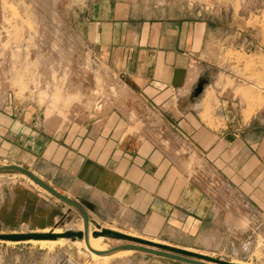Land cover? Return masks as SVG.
<instances>
[{
  "label": "rangeland",
  "instance_id": "rangeland-1",
  "mask_svg": "<svg viewBox=\"0 0 264 264\" xmlns=\"http://www.w3.org/2000/svg\"><path fill=\"white\" fill-rule=\"evenodd\" d=\"M171 1L174 12L207 22L197 53L202 70L191 85V106L211 126H218L221 116L247 122L256 115L264 132V0ZM89 2L0 0L1 111H12L16 126L31 125L25 128L28 134L42 137L45 144L75 139L78 132L103 126L106 117L114 115L121 119L124 133L154 141L184 180L197 184L212 198L221 218L212 232L198 238L158 236L112 204L94 198V208L70 190L63 193L68 178L58 174L53 178L49 169L41 173L45 166L40 161L21 166L59 193H69L103 227L239 264H264V209L248 201L185 135L132 90L126 76H120L86 44L82 18ZM194 69L196 78L198 69ZM0 120L8 121L7 116ZM7 150L0 148V165L23 158L19 149ZM180 161L185 162L181 165ZM224 187L241 208L228 200ZM261 196L259 203L264 207ZM82 222L74 207L24 173L0 171V232L62 231L70 225L79 228ZM93 229L89 222V233ZM111 239L104 236L100 242L104 250L127 242ZM63 241L42 244L0 239V264H193L135 249L124 257H95L77 244L81 240L68 237Z\"/></svg>",
  "mask_w": 264,
  "mask_h": 264
},
{
  "label": "crops",
  "instance_id": "crops-1",
  "mask_svg": "<svg viewBox=\"0 0 264 264\" xmlns=\"http://www.w3.org/2000/svg\"><path fill=\"white\" fill-rule=\"evenodd\" d=\"M172 2L90 0L82 18L85 42L120 76H126L146 104L185 135L231 185L262 210L261 122L256 115L247 122L221 116L220 124L211 126L191 106V85L202 70L197 53L207 22L174 12ZM194 68L198 69L196 78ZM3 116L11 121L4 124L0 120V130H4L0 131V148L19 149V157H23L12 162L28 167L40 161L45 166L41 173L49 169L53 178L56 174L68 178L63 193L70 190L94 208L93 200L98 198L141 221L152 233L178 238H198L212 232L221 218L212 198L197 184L184 180L154 141L124 133L121 119L114 115L106 117L103 126L89 127L62 144L57 140L45 144L42 137L28 134L25 128L31 125L16 126L18 120L12 111L0 109V119Z\"/></svg>",
  "mask_w": 264,
  "mask_h": 264
},
{
  "label": "water",
  "instance_id": "water-1",
  "mask_svg": "<svg viewBox=\"0 0 264 264\" xmlns=\"http://www.w3.org/2000/svg\"><path fill=\"white\" fill-rule=\"evenodd\" d=\"M7 170H14L20 173H24L35 183L37 182L46 191L54 194L64 203H68L69 205L74 207L80 213L82 217L83 228L75 229L72 227H67L63 229L62 231H53L52 229L48 231L38 230V231L0 232L1 240H9V241L10 240L24 241L27 239H35V240L52 239L53 240L58 237H63V238L71 237V238H76L79 240H81V238H84L85 240H87L88 239V235H87L88 234V224L89 222H91L94 225V227H96L90 232V235H92L93 237L102 235V236L113 237V238H118L122 240L125 239L127 241L124 244L110 246V248H107L106 250L96 251L95 253H98V254H109L111 252H114L120 249L130 248V249H135V250H143V251H146L152 254L156 253V254H159L165 257H171L179 261H187L193 264H209L201 260H206L209 262L212 261L217 264H238L230 260L220 259L219 257L208 256L200 252H193L184 247L181 248V247H177L172 244H164L162 242H158L155 240L152 241V240L140 237V236L139 237L134 236L126 232L122 233L112 228L101 227L100 223L97 220L94 221L92 218L88 217L87 212L84 207L77 204V202L72 200L68 195L59 193L54 187L48 185L42 179L35 176L32 172H30L24 166L14 164V163H7L4 165H0V171H7Z\"/></svg>",
  "mask_w": 264,
  "mask_h": 264
},
{
  "label": "bare ground",
  "instance_id": "bare-ground-1",
  "mask_svg": "<svg viewBox=\"0 0 264 264\" xmlns=\"http://www.w3.org/2000/svg\"><path fill=\"white\" fill-rule=\"evenodd\" d=\"M149 111H151V110H148V112ZM186 159H187V157H186ZM183 162H185V161H183ZM183 162L180 161V164L183 165ZM238 203L239 202H236L235 204H236V206L239 209V208H241L240 207L241 204L240 203L238 204ZM69 227L74 228V226H71V225ZM101 227H103V226L101 225ZM82 228H83V222L79 226V228H75V229H82ZM87 235H88V239L87 240H85L84 238H81V241H79L77 244L83 245V247L85 248V251H87L88 253L93 254L95 257L96 256L97 257H101V258H105V257H108L109 258V256H121V257H124L125 255H127V254H129V253L132 252V250L130 248H125V249H120V250L111 252L110 255H108V254H98V253H95L96 251L104 250L103 247L100 245V242L104 239V236L98 235L96 237H93L92 235H90L89 231H88V234ZM110 238H113V237H110ZM115 239L119 240L118 238H113V239H111V241L112 242L117 241ZM63 240H66V238L58 237V238L53 239V240L52 239H38V240H35V239H27V240H24V241H28V242H39V243L44 244V243H47V242H50V243H60ZM5 241H7V242H10V241L11 242H18V241H12V240H10V241L9 240H5ZM205 255H207V254H205Z\"/></svg>",
  "mask_w": 264,
  "mask_h": 264
}]
</instances>
